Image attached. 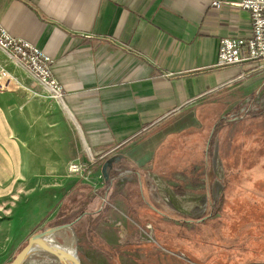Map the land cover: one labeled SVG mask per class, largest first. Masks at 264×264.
Listing matches in <instances>:
<instances>
[{
  "label": "rangeland",
  "instance_id": "obj_1",
  "mask_svg": "<svg viewBox=\"0 0 264 264\" xmlns=\"http://www.w3.org/2000/svg\"><path fill=\"white\" fill-rule=\"evenodd\" d=\"M245 10L249 35L223 36L218 46L216 66L242 65L235 80L200 100L191 124L165 135L142 168L124 160L105 179L103 169L94 174L89 163L72 159L65 185L25 178L6 185L11 192L0 195V219L13 231L0 232V264H9L34 233L65 224L72 229L55 239L71 243L82 264H264V57L219 63L223 40L253 37ZM0 39V114L5 96L28 115L36 106L37 121L45 123L62 106L53 59L1 23ZM78 181L91 189L68 197ZM23 264L57 262L37 252Z\"/></svg>",
  "mask_w": 264,
  "mask_h": 264
},
{
  "label": "crops",
  "instance_id": "obj_2",
  "mask_svg": "<svg viewBox=\"0 0 264 264\" xmlns=\"http://www.w3.org/2000/svg\"><path fill=\"white\" fill-rule=\"evenodd\" d=\"M213 1L0 0L2 26L53 59L63 90L61 109L45 123L36 106L28 115L1 96L0 195L22 178L65 185L72 159L99 175L107 159L109 170L124 160L142 168L165 135L191 124L195 105L241 69L216 66L220 38L250 33L239 0ZM77 186L68 197L91 189ZM0 221L1 237L11 236Z\"/></svg>",
  "mask_w": 264,
  "mask_h": 264
},
{
  "label": "built area",
  "instance_id": "obj_3",
  "mask_svg": "<svg viewBox=\"0 0 264 264\" xmlns=\"http://www.w3.org/2000/svg\"><path fill=\"white\" fill-rule=\"evenodd\" d=\"M239 5L251 12L253 37L248 42L241 39L223 40L219 53L220 64L264 57V0H241ZM1 38L3 37L1 36ZM2 41L3 39H0V46L5 45V41ZM10 41L12 40L7 41V43ZM244 50L249 52L248 56L243 53ZM50 91L55 95L60 93L59 89L50 88ZM79 166L78 163H72L71 169L75 171Z\"/></svg>",
  "mask_w": 264,
  "mask_h": 264
},
{
  "label": "water",
  "instance_id": "obj_4",
  "mask_svg": "<svg viewBox=\"0 0 264 264\" xmlns=\"http://www.w3.org/2000/svg\"><path fill=\"white\" fill-rule=\"evenodd\" d=\"M112 159H109L102 174L108 178V169L111 167ZM72 229L70 224L46 227L42 231L34 233L27 241L26 246L14 257L9 264H23L28 258L37 252H44L53 257L57 264H82L76 250L55 239L56 233L62 229Z\"/></svg>",
  "mask_w": 264,
  "mask_h": 264
},
{
  "label": "bare ground",
  "instance_id": "obj_5",
  "mask_svg": "<svg viewBox=\"0 0 264 264\" xmlns=\"http://www.w3.org/2000/svg\"><path fill=\"white\" fill-rule=\"evenodd\" d=\"M60 103V102H59ZM73 242V241H72ZM65 245L67 246V247H72V245H71V243H65ZM72 249H73V247H72Z\"/></svg>",
  "mask_w": 264,
  "mask_h": 264
}]
</instances>
